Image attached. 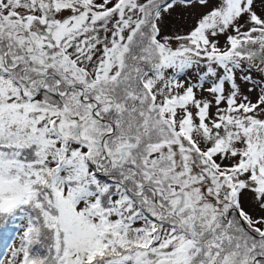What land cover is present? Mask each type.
<instances>
[{
	"label": "snow or ice",
	"instance_id": "obj_1",
	"mask_svg": "<svg viewBox=\"0 0 264 264\" xmlns=\"http://www.w3.org/2000/svg\"><path fill=\"white\" fill-rule=\"evenodd\" d=\"M0 264H264V0H0Z\"/></svg>",
	"mask_w": 264,
	"mask_h": 264
},
{
	"label": "trees",
	"instance_id": "obj_2",
	"mask_svg": "<svg viewBox=\"0 0 264 264\" xmlns=\"http://www.w3.org/2000/svg\"><path fill=\"white\" fill-rule=\"evenodd\" d=\"M6 236H7V233H5L3 237H0V239L6 238Z\"/></svg>",
	"mask_w": 264,
	"mask_h": 264
}]
</instances>
